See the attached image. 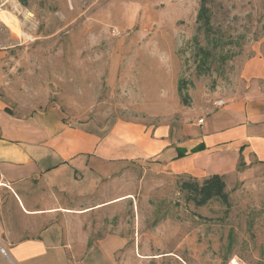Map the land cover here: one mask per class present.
<instances>
[{"label": "rangeland", "instance_id": "obj_1", "mask_svg": "<svg viewBox=\"0 0 264 264\" xmlns=\"http://www.w3.org/2000/svg\"><path fill=\"white\" fill-rule=\"evenodd\" d=\"M28 3L0 0V51L15 55L4 69L22 64L31 98L74 124L119 118L180 129L197 119L188 115L196 106L223 103L240 58L264 54V0ZM248 168L226 178L229 206L202 207L180 188L192 178L136 168L120 186L132 200L72 225L93 237L125 234L116 264H264V167Z\"/></svg>", "mask_w": 264, "mask_h": 264}, {"label": "crops", "instance_id": "obj_2", "mask_svg": "<svg viewBox=\"0 0 264 264\" xmlns=\"http://www.w3.org/2000/svg\"><path fill=\"white\" fill-rule=\"evenodd\" d=\"M13 56L12 47L0 51V264H116L125 234L93 237L72 222L132 200L120 186L136 168L203 183L226 181L239 164L264 167V54L240 58L223 103L196 106L188 115L197 119L180 129L119 118L70 123L59 106L31 98L22 64L4 69Z\"/></svg>", "mask_w": 264, "mask_h": 264}, {"label": "trees", "instance_id": "obj_3", "mask_svg": "<svg viewBox=\"0 0 264 264\" xmlns=\"http://www.w3.org/2000/svg\"><path fill=\"white\" fill-rule=\"evenodd\" d=\"M18 2L26 8L29 5L28 0H18ZM179 91L183 92V89L179 87ZM184 98L185 105H188L186 97ZM180 188L188 193V200L194 202L197 207L206 206L214 199L220 200L226 206L230 205L229 194L226 191L227 186L221 175H213L203 183L184 181L181 183Z\"/></svg>", "mask_w": 264, "mask_h": 264}, {"label": "bare ground", "instance_id": "obj_4", "mask_svg": "<svg viewBox=\"0 0 264 264\" xmlns=\"http://www.w3.org/2000/svg\"><path fill=\"white\" fill-rule=\"evenodd\" d=\"M3 19H4V23L12 30V31H14V32H17L18 31V28H17V26H16V24H15V22L12 20V19H10L8 16L7 17H3Z\"/></svg>", "mask_w": 264, "mask_h": 264}, {"label": "built area", "instance_id": "obj_5", "mask_svg": "<svg viewBox=\"0 0 264 264\" xmlns=\"http://www.w3.org/2000/svg\"><path fill=\"white\" fill-rule=\"evenodd\" d=\"M220 104L222 103V101L219 102Z\"/></svg>", "mask_w": 264, "mask_h": 264}]
</instances>
